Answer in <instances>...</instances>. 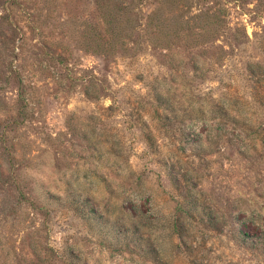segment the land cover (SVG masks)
I'll return each mask as SVG.
<instances>
[{"label": "rangeland", "instance_id": "obj_1", "mask_svg": "<svg viewBox=\"0 0 264 264\" xmlns=\"http://www.w3.org/2000/svg\"><path fill=\"white\" fill-rule=\"evenodd\" d=\"M101 1L0 0V264H264V0Z\"/></svg>", "mask_w": 264, "mask_h": 264}, {"label": "trees", "instance_id": "obj_2", "mask_svg": "<svg viewBox=\"0 0 264 264\" xmlns=\"http://www.w3.org/2000/svg\"><path fill=\"white\" fill-rule=\"evenodd\" d=\"M170 1H172V3L176 2L177 4L171 5V3H167L163 6V8H157L155 11L152 12V14H155L150 15V20L147 24L152 29L151 34L156 33L157 35L155 36V39L157 41L163 42L162 45L164 46H168L167 42L169 40L171 24L169 17L164 16L163 14L171 12L176 7L178 10L183 11L182 8L187 7L191 0ZM97 3L100 15L103 19V25L101 26L99 24H96V26H93V32L89 37L90 43L88 45H90L92 49L97 52H111L112 49L114 50L115 48V45L113 43L120 42L123 44L124 39L120 36L121 32L125 29H134L133 27H131V22L133 19L129 15L127 16L129 6H116V4L112 0H103ZM202 14L207 15L206 12H201L200 15ZM200 15H195L194 17ZM208 21H210V23L215 24L216 30L221 27L222 20L218 16H214L212 21ZM122 23L125 24V27H122ZM181 23L182 22H180V25L178 24V26L174 29V32L179 33L181 31ZM184 23H188V20H185ZM136 27L137 26H135V28ZM126 35L129 34L126 33ZM86 93L90 95V92L88 90H86Z\"/></svg>", "mask_w": 264, "mask_h": 264}]
</instances>
